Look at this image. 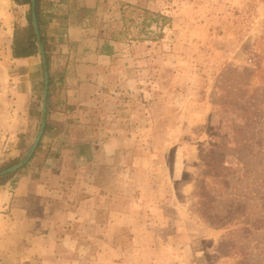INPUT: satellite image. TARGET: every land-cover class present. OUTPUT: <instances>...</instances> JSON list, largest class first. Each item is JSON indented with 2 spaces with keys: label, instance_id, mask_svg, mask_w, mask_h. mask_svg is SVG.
Here are the masks:
<instances>
[{
  "label": "rangeland",
  "instance_id": "1",
  "mask_svg": "<svg viewBox=\"0 0 264 264\" xmlns=\"http://www.w3.org/2000/svg\"><path fill=\"white\" fill-rule=\"evenodd\" d=\"M120 7L114 114L141 172L114 187L98 264H264V0Z\"/></svg>",
  "mask_w": 264,
  "mask_h": 264
},
{
  "label": "crops",
  "instance_id": "2",
  "mask_svg": "<svg viewBox=\"0 0 264 264\" xmlns=\"http://www.w3.org/2000/svg\"><path fill=\"white\" fill-rule=\"evenodd\" d=\"M41 2L55 84L41 145L0 182V264H98L96 243L115 233L114 187L141 172L129 167L130 137L114 114L128 71L109 25L122 18V4L146 0ZM28 9L0 0V164L21 155L20 143L31 146L42 116L41 55L12 53L15 25L28 24Z\"/></svg>",
  "mask_w": 264,
  "mask_h": 264
},
{
  "label": "trees",
  "instance_id": "3",
  "mask_svg": "<svg viewBox=\"0 0 264 264\" xmlns=\"http://www.w3.org/2000/svg\"><path fill=\"white\" fill-rule=\"evenodd\" d=\"M16 3L18 4H27L29 6V9L27 11V19H28V24L25 26L22 25H15V29H14V36H13V43H12V53L14 57H27L30 55H35V54H40V45H39V40L36 36L35 30H34V26L32 23V10H31V0H14ZM36 17H37V24H38V28H39V32H40V41L42 43V45L44 46L45 52H46V57H47V61H48V71H49V86H48V99H47V116H48V112H49V106H48V100H49V94H50V90L51 88L54 86L55 82H54V76L53 74L50 72L49 69V61H50V56H51V47H50V43L48 41V37H47V33H46V26H47V21L45 19L44 16V11L42 8V2L41 0H36ZM41 97H39L40 99ZM40 104V102H39ZM41 114V113H40ZM46 129V127H45ZM41 140L38 143L37 149L39 148V146L41 145ZM20 147L22 148V153L19 157L14 158V159H10L5 161L4 163H2V165H0V169L11 166L15 163H18L19 161H21L22 159L25 158L26 153L29 151L30 149V145H27L26 143L22 142L20 143ZM36 149V150H37ZM36 152V151H35ZM35 152L33 153L32 157L34 156ZM31 157V158H32ZM30 158V159H31ZM28 163H26L23 167H21L18 170H15L13 172H9L5 175L0 176V182H5L8 178H10L12 175H14L15 173L19 172L20 170H22V168H24ZM254 223V228H258L262 225H264V220L257 218L253 221ZM228 237L233 235V232H228L227 233ZM263 252V250H262ZM262 259L264 260V255L262 256Z\"/></svg>",
  "mask_w": 264,
  "mask_h": 264
},
{
  "label": "water",
  "instance_id": "4",
  "mask_svg": "<svg viewBox=\"0 0 264 264\" xmlns=\"http://www.w3.org/2000/svg\"><path fill=\"white\" fill-rule=\"evenodd\" d=\"M36 0H31V10H32V23L34 26V30L36 33V36L39 40V45H40V53H41V58H42V63H43V69H44V88H43V94H42V116H41V120H40V124H39V128H38V132L37 135L33 141V143L30 146L29 151L26 153V156L23 160H21L18 163H15L11 166L5 167L3 169L0 170V176L5 175L9 172H13L15 170L20 169L21 167H23L32 157L33 153L35 152L38 143L40 142L42 135L44 133L45 130V126H46V121H47V97H48V86H49V71H48V61H47V57H46V52L44 49V46L42 45L41 41H40V32H39V28H38V24H37V17H36Z\"/></svg>",
  "mask_w": 264,
  "mask_h": 264
}]
</instances>
